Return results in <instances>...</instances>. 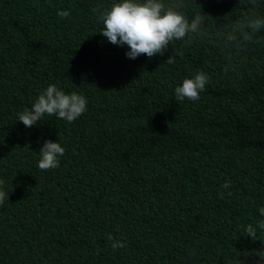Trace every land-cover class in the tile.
I'll list each match as a JSON object with an SVG mask.
<instances>
[{
    "label": "trees",
    "instance_id": "trees-1",
    "mask_svg": "<svg viewBox=\"0 0 264 264\" xmlns=\"http://www.w3.org/2000/svg\"><path fill=\"white\" fill-rule=\"evenodd\" d=\"M114 2L0 0V264H264V30L241 49L220 35L251 0H175L201 33L135 59L99 34ZM201 71L199 100H177ZM50 84L86 112L25 128ZM47 140L65 153L40 170Z\"/></svg>",
    "mask_w": 264,
    "mask_h": 264
},
{
    "label": "clouds",
    "instance_id": "clouds-1",
    "mask_svg": "<svg viewBox=\"0 0 264 264\" xmlns=\"http://www.w3.org/2000/svg\"><path fill=\"white\" fill-rule=\"evenodd\" d=\"M253 7L244 14L241 21L233 24L231 30L221 33L225 46L234 45L241 49L248 42H252L256 34L264 30V15L256 10V0H251ZM183 5L175 0H116L111 7L104 11L100 19L103 29L100 35L118 46H128L125 55L135 59L140 55L151 58L157 54L164 55L175 41L184 40L189 34L201 33L206 16L196 14L191 20L178 9ZM61 18L70 16L69 11H58ZM167 64H174L175 58L168 56ZM210 77L204 72H198L192 78H185L181 85L174 90L177 100L188 99L197 101L200 93L206 89ZM87 110V100L83 95L73 91L66 93L55 84H50L41 92L30 109L18 113L17 120L25 128L33 127L44 121L45 116H55L58 119L71 123ZM40 170H49L59 167V157L65 153V148L57 141L47 140L39 149ZM230 183V182H229ZM229 183L224 185L229 187ZM4 184L0 180V205L9 199V193L2 190ZM264 215V207L259 209ZM264 229V223L259 225ZM247 236L257 239V231L251 224L246 228ZM112 239L111 236L108 237ZM122 242H113L112 247H124Z\"/></svg>",
    "mask_w": 264,
    "mask_h": 264
}]
</instances>
